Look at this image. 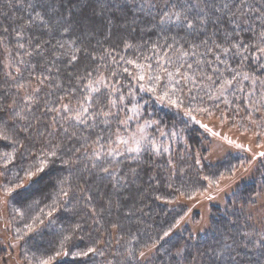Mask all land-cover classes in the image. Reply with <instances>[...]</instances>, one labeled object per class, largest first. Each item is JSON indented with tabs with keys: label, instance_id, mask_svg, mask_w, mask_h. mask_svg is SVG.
<instances>
[{
	"label": "trees",
	"instance_id": "1",
	"mask_svg": "<svg viewBox=\"0 0 264 264\" xmlns=\"http://www.w3.org/2000/svg\"><path fill=\"white\" fill-rule=\"evenodd\" d=\"M41 2L46 5L48 0H0L2 183L13 187L25 181L29 172L37 173L25 187L14 188L9 194L7 230L14 237L8 241L0 237L7 246L0 243V254L17 245L31 264L58 255L52 264H231L227 255L222 259L213 255V250L219 252L227 242L238 254L239 264H264V248L251 242L264 238V206L257 201V194L264 189V156L253 168L251 179L238 188L236 201L224 210H215L203 233L175 230L187 211V205L178 197H191L241 164L251 163L248 143L215 161L199 152L207 151L205 144L210 142L211 133L222 131L209 122L210 118H218L228 126L264 132V57L255 59L261 56L256 49L264 43L258 35L240 33L248 48L240 50L249 57L243 59L233 54L235 50L224 55L211 43H202L205 39L223 42L227 30L223 23L217 29L210 26L207 36L189 35L178 25L157 26L164 11L175 10L173 3L187 5L189 0H150L155 5L152 8L146 7L149 0H64L60 10L71 11L75 29L71 37L61 36L55 31L57 25L51 24L53 31L49 32L35 18V10L29 5L39 9ZM128 20L136 22L129 26ZM260 23L258 19L247 20L257 34ZM214 31L218 33L215 37ZM58 42L65 47L53 48ZM37 43L43 44L42 55H36ZM125 44L132 47L126 49ZM209 47L213 48L211 53ZM186 51L188 56L183 55ZM73 55L77 61L67 64ZM127 60H136L145 67L151 63L154 68L159 61L170 71L186 63L195 67L199 61L197 83L183 87L172 97L183 99V105L171 106L157 98L159 93L147 91L152 86L147 80L143 82L145 91L136 90L134 75L139 70ZM47 68L52 71H45ZM125 68L134 75L124 73ZM181 71L191 74L186 68ZM101 76L103 84L118 80L125 90L131 84L134 97L131 103H125L132 111H120L119 117L133 118L126 125L112 119L110 127L100 123L91 132L83 125L73 126L74 120H64L63 116L82 111L79 101L96 95L88 85ZM45 77L41 85L39 80ZM225 80H231V86ZM103 84L92 86L104 91ZM37 88L38 93L34 91ZM65 103L69 105L66 114L47 111ZM83 107H89L88 103ZM92 111L90 108L89 114ZM146 123L151 127H145ZM61 126L68 129L67 134ZM97 135L104 139L95 143ZM73 148L80 150L73 152ZM130 148L139 151H127ZM52 149L55 156L51 155ZM112 149L115 153L105 165L111 176L95 169L92 174L85 171L86 164L96 163L94 152L103 156Z\"/></svg>",
	"mask_w": 264,
	"mask_h": 264
},
{
	"label": "snow or ice",
	"instance_id": "2",
	"mask_svg": "<svg viewBox=\"0 0 264 264\" xmlns=\"http://www.w3.org/2000/svg\"><path fill=\"white\" fill-rule=\"evenodd\" d=\"M64 2V0H48V3L45 5L43 2H41L39 9H37V6L34 4H30L29 7H32L35 10V18L38 19L43 26L49 29V32L53 31V29L50 27L51 24H55L58 27L55 29V31L60 34L61 36L67 34L71 37V33L75 29V25L72 21V13L70 10H68L66 13H62L60 10V5ZM146 7L152 8L155 7L153 3L147 2ZM174 11H164L163 14L160 16L158 20L157 26H163V25H172V26H179L181 30H186L187 34H198L203 33L205 36L208 35V28L211 26L214 29H217L218 26L223 23L226 25V31L224 32V39L223 42L217 43L215 39H205L202 41L205 45L211 43L214 48L219 51L220 53H223L224 55H227L230 51H233L234 55H240L243 59H249V57H244L243 53L240 51L241 48L244 49V51H247L248 48L245 45L244 41L240 38V33H251L253 36H257L261 43H264V0H197V2L193 3L192 0H189V3L187 5L179 4L178 2L172 4ZM235 8V11L233 10ZM241 9H246V11H240ZM237 12H240V16H243L245 19L241 20L240 16H237ZM253 13H255V16H253ZM45 15H47L48 19L45 18ZM175 17V19H173ZM235 18V19H234ZM155 19V18H154ZM251 19H258L260 20V28L261 31L257 34L254 32L251 25L247 24V20ZM151 23V21H149ZM243 25V26H242ZM164 29L161 28V31ZM239 30V31H238ZM6 31V30H5ZM218 33L214 31L212 33V36H217ZM73 43H76V40H72ZM48 41H43V44H47ZM43 44L37 43L36 44V55H42L43 50ZM23 44L20 45L21 48H23ZM63 48L65 45L63 43H59L57 45H53V48L55 47ZM131 44H125V48L129 49L131 48ZM158 47V45H157ZM198 47V45H197ZM261 56L255 57L257 61H259L262 57H264V47H259L256 49ZM77 51H81L80 48H77ZM207 51L211 53L213 51L212 47L207 48ZM189 52H184V56H188ZM195 53H192L194 55ZM55 55V53H53ZM89 58L92 61H95V56L89 55ZM60 57L57 56L56 60H59ZM78 57L76 55H73L68 61H66L67 64L72 65L77 61ZM145 59H150L148 57H145ZM216 60H220L219 56H216ZM126 63L133 65L134 68L139 70L138 75H134L133 73H129V70L127 68L123 69L124 73H127L128 75L132 76L134 75V79L137 81V88L138 91H145L144 88V81L147 80L152 86L147 89V91L153 92V93H159L158 99L162 102H167L171 106H178L183 105L184 101L183 99L177 97L176 99H173L172 97L178 92L181 91L183 87H187L189 84L195 85L197 83L195 73L199 70L200 62H196V66L192 63H186L181 64L178 67H175L173 71H170L167 67L162 66L159 61L156 62L155 68L151 63H149L146 67L144 65L139 64L136 60H127ZM209 65L212 63V61L207 62ZM186 68L191 71V74H188L187 72H182L181 69ZM159 69V71H157ZM47 72H51V68L45 69ZM96 71H99V69H96ZM213 71H218V69H213ZM160 73H163L161 75ZM92 73L89 71L88 76H91ZM111 75L113 77L116 76L115 72H112ZM46 77L39 80V83L41 85L45 84ZM77 79H80V77H77ZM209 79H212L209 77ZM247 79V77H245ZM104 77L101 76L100 80L90 82L88 87L91 93L96 94L94 96H86L84 100L79 101V103L82 105V111L77 112L75 116H68L65 115L62 118L66 121H75V125H83L85 129L94 130L96 127L99 126L100 123H103L110 127V121L112 119H115L119 124L126 125V122L128 119H132L133 117H126V120H120L119 114L120 111H132V109L127 108V104L125 101L127 100L128 103L132 102V98L134 97V92L132 90L131 84L128 85L127 90H125V86L120 83L118 80L113 84H103ZM92 83H99L103 84L104 91H102L100 88L93 87ZM224 83L228 86H231L232 81L231 80H225ZM23 87V85H21ZM56 87H61L59 84L56 85ZM35 92H39L40 89L37 88L34 90ZM191 91V90H190ZM221 95L223 93L221 92ZM101 97H104V102L101 101ZM59 100H63V97L58 98ZM87 102L89 107H83V104ZM227 103V101H225ZM138 107V106H137ZM93 108L94 111H92L89 114V109ZM49 113H56L57 115H60L61 113H68L69 112V105L67 103L62 104L60 108H49L47 109ZM85 114H88L87 116ZM190 115V112L188 113ZM194 119V117H193ZM89 121H92V123H89ZM53 123H56V117H53ZM47 128L48 125H45ZM145 127H151L150 124L145 125ZM61 131H63L65 134L68 133L67 128H63L61 126ZM141 132L144 131V129L140 130ZM58 134L57 132H50L49 135H55ZM43 135V133H41ZM72 136H75L76 133H72ZM84 139H87L85 137ZM104 139L102 135H97L95 143H98L100 140ZM123 144H127L128 141L121 140L120 141ZM56 147H59L57 145ZM79 148H73L71 151L73 152H79ZM51 155L55 156L56 151L54 149L50 150ZM87 151V149H85ZM129 152H137L139 151L138 148H130L127 149ZM157 152H159V149H157ZM115 153V150H108L101 156L99 153H93L95 157L96 163H92L91 166L85 165V171L89 174L93 173V170H97L100 173L106 174L111 176L112 172L109 170L106 164L110 163V161L107 159L108 157H112ZM261 156H264V152L260 153ZM79 158V157H78ZM44 163V160H41V164ZM40 172H43V167H39L38 169ZM29 177L33 175V173H28ZM8 192H11L12 189H8ZM65 196L68 195L67 192L63 193ZM109 206L111 207V201H109ZM168 233H165V236H167ZM246 236H249L250 234H244ZM67 240L68 237H65ZM251 242L254 245H257L261 248H264V238H261L260 240H251ZM236 242L233 241V244ZM240 245H236V247H239ZM245 247L247 245H244ZM89 251H92V249H89ZM235 249L231 244H228L225 242L224 247L217 252L216 250H213V255L217 256V259H222L225 255H227L231 261V264H239V261L237 260V255L234 254ZM141 256H144V253H140ZM177 255H180V253H177ZM39 264H48L47 260H41Z\"/></svg>",
	"mask_w": 264,
	"mask_h": 264
},
{
	"label": "rangeland",
	"instance_id": "3",
	"mask_svg": "<svg viewBox=\"0 0 264 264\" xmlns=\"http://www.w3.org/2000/svg\"><path fill=\"white\" fill-rule=\"evenodd\" d=\"M132 22L135 23L136 21L128 20L127 24L130 26ZM209 122L214 124L216 128L222 129V131L218 134L211 133L210 142L207 141L205 144L207 151H200L199 155L204 156L210 161H215L225 157L226 154L234 150V148H238L242 145L245 146L246 143H248L247 149L251 155V163L247 165L245 163L241 164L233 172L220 176L216 181L209 183L203 191L191 197H178L183 204L187 205V211L177 223L175 230L182 231L183 229H187L194 235L203 233L208 228L215 210H224L231 201H236L238 188L242 183L251 179L253 176V168L259 165L260 153L264 152V132H261V130L228 126L225 125L226 122H220L218 118H210ZM32 173L33 175L31 177H29V175L26 176L25 181L10 187L2 183V174L0 172V237L2 236L5 241L14 237L12 234L10 236V232L7 230L9 215L11 213V209H9V194L14 188L18 189L19 187H25L32 177L35 178L37 176V173ZM259 176L260 174L258 177ZM8 189H12V191L8 192ZM257 195L258 204L264 206V189ZM0 243L3 247H7L3 240H0ZM58 256L44 258L43 260H47L48 264H52ZM32 263L39 264L37 261H32ZM0 264L31 263L30 260L25 259L23 256L21 247L15 245L14 248L8 247L0 254Z\"/></svg>",
	"mask_w": 264,
	"mask_h": 264
},
{
	"label": "bare ground",
	"instance_id": "4",
	"mask_svg": "<svg viewBox=\"0 0 264 264\" xmlns=\"http://www.w3.org/2000/svg\"><path fill=\"white\" fill-rule=\"evenodd\" d=\"M25 192H27V191H25ZM57 264H66L67 262H56Z\"/></svg>",
	"mask_w": 264,
	"mask_h": 264
}]
</instances>
